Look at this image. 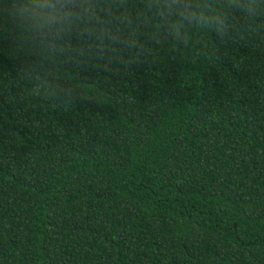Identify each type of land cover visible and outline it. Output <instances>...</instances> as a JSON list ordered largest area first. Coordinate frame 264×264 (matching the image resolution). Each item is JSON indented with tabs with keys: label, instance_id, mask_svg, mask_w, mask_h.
Instances as JSON below:
<instances>
[{
	"label": "trees",
	"instance_id": "obj_1",
	"mask_svg": "<svg viewBox=\"0 0 264 264\" xmlns=\"http://www.w3.org/2000/svg\"><path fill=\"white\" fill-rule=\"evenodd\" d=\"M4 17L0 264H264V42L68 65L65 103Z\"/></svg>",
	"mask_w": 264,
	"mask_h": 264
},
{
	"label": "clouds",
	"instance_id": "obj_2",
	"mask_svg": "<svg viewBox=\"0 0 264 264\" xmlns=\"http://www.w3.org/2000/svg\"><path fill=\"white\" fill-rule=\"evenodd\" d=\"M5 23L34 57L35 95L70 103L66 66L167 49L215 52L226 42H264V0H2ZM74 41V42H73ZM133 57H129L132 59Z\"/></svg>",
	"mask_w": 264,
	"mask_h": 264
}]
</instances>
